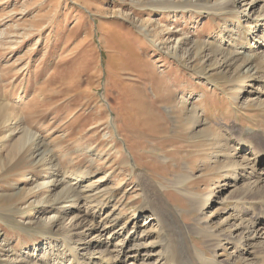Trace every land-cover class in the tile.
Masks as SVG:
<instances>
[{
	"label": "rangeland",
	"instance_id": "rangeland-1",
	"mask_svg": "<svg viewBox=\"0 0 264 264\" xmlns=\"http://www.w3.org/2000/svg\"><path fill=\"white\" fill-rule=\"evenodd\" d=\"M162 1H187L190 10L158 8L152 0H0V103L7 104L5 110L0 105L4 261L6 253L12 254L9 248L28 253L15 264L49 260L48 229L60 224L40 220L39 211L52 215L49 204L60 192L62 176L85 168L89 171L83 187L91 182L105 185L114 198L107 212L119 213L130 234L140 235L146 225L153 232L144 240L148 245H159L161 227L148 219L149 213L134 217L144 203L139 184L155 198V205L156 200L162 205L163 198L178 207L180 216L167 219H180L193 234L208 227L232 233L234 221L262 206L235 202L231 193L246 186L244 171L228 168L247 163L254 151L264 153V0H230L228 7L241 12L222 15L216 11L225 0ZM199 3L204 6L198 8ZM223 37L226 52L256 53L261 69L220 73L212 64L204 70L201 58L185 53L186 42L195 44L192 51L206 42L215 49ZM249 74L253 76L247 78ZM246 79L250 84L239 95L237 89ZM194 106L202 121L197 140L189 111ZM26 129L41 140L44 150L54 152L50 169L43 155H32L29 143L23 144ZM246 141L254 143L249 151ZM252 169L264 172V162ZM236 176L242 179L235 181ZM44 180L56 185L44 187ZM180 182L188 196L172 187ZM154 187L161 188V196ZM197 196L208 198L205 213L190 210ZM96 219L88 220L96 224ZM86 223L66 217L61 226L77 225L80 231ZM85 234L79 242L84 254L85 244L95 241L97 233ZM193 237L196 246L205 249L206 237ZM97 238L102 240L90 250L98 256L99 247L111 237ZM35 247H45V252ZM236 253L217 250L225 262L246 264L243 259L232 263ZM129 263L142 260L131 256Z\"/></svg>",
	"mask_w": 264,
	"mask_h": 264
},
{
	"label": "bare ground",
	"instance_id": "bare-ground-1",
	"mask_svg": "<svg viewBox=\"0 0 264 264\" xmlns=\"http://www.w3.org/2000/svg\"><path fill=\"white\" fill-rule=\"evenodd\" d=\"M152 2H154L158 8H173L176 10L181 7V10H190V5L187 4V1L179 4H174L168 1H166L167 4H164L165 2L162 0H159L157 3L156 0H152ZM229 2L230 0L223 1L222 4L226 5H222L218 8L216 14L222 15L224 13L226 14V12H229L230 14L241 12L238 8H229ZM200 6H204V4L199 3L198 8ZM246 15H248V13H246ZM224 39L225 37L219 40L215 49L206 47L209 45V42H206L204 47H196L193 51L192 48L195 44L186 42L185 53H192L193 56H198L197 58L199 59L201 58L204 70L206 69V65L207 68L212 69V64H216V69H218L220 73H227L232 70L237 71L243 67H247L246 69L248 71H259L261 69V65H259L258 62H255L257 61L255 60L256 53L244 56L241 54L242 52L238 50L226 52L224 47L221 46V42H223ZM174 54L175 58L182 61L177 52ZM191 57L192 56H190V58ZM251 76L253 75L249 74L247 78H250ZM257 80V77L252 78V81ZM247 81L248 79L244 80L243 83L241 82L242 84L237 89L239 95L242 94V89H244L247 84H250L246 83ZM0 105H3V110L6 109L7 104L4 105L3 101ZM195 106L191 107L189 111H191L192 115H190V118L192 119L193 138L197 140L200 133L198 132V128L201 126L202 121L199 118L200 114ZM4 114L6 117L7 113L4 112ZM25 131L27 136H24L23 144L29 143L27 148L28 152L32 155H36L35 153L38 152L37 155H43V157L41 156L42 161H49V163L45 164V168L50 169L53 167V162H55L54 152L51 150H44L41 140L36 138V136L28 129ZM203 137L205 138V136ZM251 147H254L253 142L246 141L244 143V148L246 150H251ZM263 162L264 153L254 151L252 157L248 158L247 163H234L231 168H228H242L244 171L242 177H245V181L242 182H245L246 186L231 193V197L235 199V202L244 205L262 204L257 211L255 209H250L249 213H246V215H244V213L242 217L237 219V222L234 221L231 225L234 232L229 234L222 230L215 232L212 227H208L207 231L193 234L189 226L183 224L180 219H167L168 215L175 218L180 216V211L177 210L178 207L173 206L171 203L168 204L163 198H161L162 205H160L157 200L155 205V198L149 195L148 189L144 185L139 184L140 193L144 198V203H141V206L137 208V213L134 217H136L138 213L139 215L149 213L148 219H150L151 222L155 221L156 223H159L161 227L159 231L160 248L157 244L148 245L144 242L150 234H153L149 228L147 229L146 225L142 226L140 235L139 233L130 234L129 231L127 232V223L122 222L119 213L116 214L115 211L112 210L107 212L111 199L114 200V198H109L108 190L105 185L102 188L99 184L91 182L90 184H87L86 187H83L85 180H87L85 175H87L89 171L88 169L85 168L84 171L80 173L77 171L76 174L71 175V177L64 175L62 176L61 184L59 185L60 192L57 196L53 197L52 203L49 204V207L53 208V214L50 216H43L47 211L41 210L38 215L40 220H43L44 222L60 224L56 230H53L52 226L48 229V231L52 233V236L49 237L52 238V240H50V242L48 241L50 247L49 249H46V255H49V260H46L44 264H127L128 258L131 256H139L142 260V264H231L230 262L223 261V259L219 257L222 253L217 254L218 249L237 252L234 255V261H232V263H235L236 260L243 259V261H247L246 264H264V172L255 173V170H250L251 168H257V166ZM137 176L139 177L140 175L137 174ZM241 179H237V176L236 179L234 178L235 181ZM44 181H46L43 184L44 187L48 186L50 188L53 187V184L56 185V182L49 184L51 181ZM182 185V182L174 183L172 187H174L177 192L188 196L187 192H183ZM155 189L156 193L161 196V188ZM165 190H163V193ZM156 193L155 196L157 197ZM194 199L190 210H198L205 213L203 212V209L208 203V198L204 197L200 199V196H197ZM36 202L39 204L46 203L45 200L39 199ZM80 203L85 206V208L82 207L83 210H81ZM181 210L183 209L181 208ZM99 215L100 218L96 219ZM66 217L72 219L80 217L82 220H86L87 223L84 225L85 228L79 231L77 225L73 227L72 225L61 226V221ZM89 218L98 221L96 224L93 222L91 223L88 220ZM170 231L173 236L169 234ZM84 233L88 236L97 233L93 236V238H96L95 241H90L85 244L84 249L87 251L85 254L80 252L79 247V242L83 241L82 237ZM123 233H127V235L124 238H120ZM106 234H108V238L111 237V239L108 244L104 242V245H101L104 248L99 247V255L97 256L95 255L94 250H90V247H96L98 245L97 242L102 240L101 238H97L98 235ZM202 234L206 237L204 245L205 249L197 247L195 244L196 239L193 237H198V235ZM174 239H176V242H174ZM5 241L8 242L7 240ZM48 242H46V244H48ZM9 249L12 251V254L10 255V253H6V261H4L3 258H0V264H15L17 258H25L26 255H28V253L18 254L12 248ZM207 249H212V251H208ZM36 250H43L45 252V247H35L34 251ZM100 251H102L101 254ZM51 253L53 256L52 259L50 258ZM153 255L157 256L155 262L149 261ZM254 256L257 258L256 261L251 258ZM33 257L37 258V256L34 255ZM36 262H38V260H36ZM32 264H35V262L33 261Z\"/></svg>",
	"mask_w": 264,
	"mask_h": 264
}]
</instances>
